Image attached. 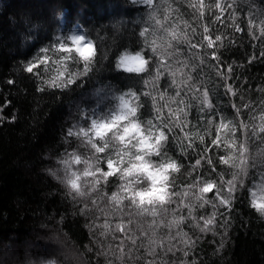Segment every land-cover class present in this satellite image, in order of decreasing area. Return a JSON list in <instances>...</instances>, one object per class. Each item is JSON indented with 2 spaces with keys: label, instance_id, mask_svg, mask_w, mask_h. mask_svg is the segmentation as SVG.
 Instances as JSON below:
<instances>
[{
  "label": "snow or ice",
  "instance_id": "6c2138e0",
  "mask_svg": "<svg viewBox=\"0 0 264 264\" xmlns=\"http://www.w3.org/2000/svg\"><path fill=\"white\" fill-rule=\"evenodd\" d=\"M152 3L153 24L147 33H140L144 46L155 53L152 64L143 50L122 53L117 60L118 68L135 73L142 83L134 91L121 93L116 109L100 118L93 116L86 131L80 132L89 155L72 152L62 161L68 173L63 182L77 196L83 195L84 187L99 193L102 184L111 183L110 178L119 180L115 191L91 203L103 217V223L94 227L100 229L101 236L118 241L114 249L121 264H167L161 254L177 251L187 256L196 240L183 226L191 222L201 233L212 231L220 214L216 210L231 208L237 190L246 187L250 169L259 166L258 187L264 192V99L259 108L243 102L240 90L230 83L236 71L235 61L220 70L222 50L235 46L240 39L235 34L245 30L237 16L238 0ZM180 5L189 10L187 18ZM247 32L264 47V19L257 22L255 14L248 15ZM90 47L80 35L54 45L53 51L66 55L57 60L60 63L56 75L44 83L55 88L74 85V74L67 70L69 53L75 52L87 62L93 54ZM49 51L41 49L45 55L29 62L25 71L33 73L40 65L48 64ZM260 55L264 57V50ZM84 67L86 71L87 64ZM213 74L220 83L212 80ZM221 87L224 95L230 97L225 102L232 110L228 115L219 108ZM260 91L264 93V88ZM235 97L240 98L239 102L231 99ZM193 107L204 113L202 130L192 129L188 120ZM243 109H247V114ZM145 114H151V118L141 119ZM245 115L248 118L241 119ZM177 130L178 134L170 135ZM171 140L176 141L181 155L191 157L189 150L199 149L191 157L189 176L203 168L210 172V177L201 173L191 182L178 185L173 174L181 173L185 165L168 154ZM220 148L225 149V155H210ZM72 164L83 168L72 170ZM217 165L230 170V178L226 179L223 171L218 172ZM143 181L147 182L146 187ZM208 193H213L214 199H209ZM251 195V206L264 215V197L258 202L256 193ZM99 201L109 207L101 206ZM205 205L214 209L211 215L196 216V209ZM117 212L119 216L115 215Z\"/></svg>",
  "mask_w": 264,
  "mask_h": 264
},
{
  "label": "trees",
  "instance_id": "16d2710c",
  "mask_svg": "<svg viewBox=\"0 0 264 264\" xmlns=\"http://www.w3.org/2000/svg\"><path fill=\"white\" fill-rule=\"evenodd\" d=\"M258 5H264V0H258ZM33 6L34 0H0V240L9 245L8 248L0 247V256L5 255L12 245H18L21 249L31 246V249L42 251L46 241L52 247L63 249L73 264L80 254H83L88 264H107L108 261L120 264L114 256L97 255L98 252L106 251L110 245L115 248L118 243L111 236H101L100 229L94 227L103 223V217L91 203L98 198L93 195L86 208L84 203L79 202V197L73 200L69 188L53 175H64L65 165L62 161L69 153L90 154L89 150L79 147L76 137L68 136V129L72 127L73 121L68 119L71 108L65 102L67 97L64 92L59 88L50 89L54 95L49 99L45 94L47 102H42L41 94L36 91L38 77L54 74L57 68L54 62L66 55L52 50L61 41L48 43L50 51L47 55L50 62L34 70L36 76L26 73L27 76H32L31 80H22L17 75L21 62L26 63L35 55H45L38 52L37 45L29 43L36 27L30 15ZM237 6V16L245 30L235 34L240 38L235 46L222 50L220 70L224 71L226 65L235 61L233 67L236 71L230 77V83L240 90L244 103L259 108L264 99V93L260 91L264 88V57L260 55L264 47L259 40L248 35L247 5L238 0ZM71 7L73 10L80 9L85 17H89V23L94 22V31H99L103 36L106 32L113 31L111 28H102L110 11L136 6L131 5L129 0H73ZM180 8L187 18L189 10L184 5H180ZM227 32L231 33V29H227ZM256 35L259 36V31ZM138 39L139 37L125 38L123 43L131 50L144 47L150 56V49L137 44ZM66 43L70 45L71 42ZM118 51L119 48L115 49L110 57L113 61ZM67 64L70 70H75L76 65L71 60ZM112 79L115 80L116 77ZM212 80L220 83L214 74ZM8 81L13 83L9 84ZM82 82L78 80L71 87L76 89ZM219 93V108H223L224 114L228 115L232 110L225 102L230 97L224 95L222 87L219 88ZM231 99L239 102L240 98ZM52 100L56 102L53 103ZM91 111L89 109V113ZM243 111L247 114V109ZM147 118H151V114L141 117ZM247 118V115L241 117ZM188 120L192 129H203L204 113L197 112L195 107L189 110ZM84 124L87 126L90 120H85ZM175 134H178V130L170 135ZM207 142L210 143V139ZM198 151L199 149H190L191 157H195ZM168 154L185 165L181 173L173 174L178 185L191 182L201 173L210 177V172L203 168L189 176L188 166L193 162L192 158L188 154L181 155L175 140L169 142ZM225 154L223 148L210 153L214 157ZM71 168L81 170L83 165L72 164ZM217 168L218 172H224L226 179L230 178V170L225 166L217 165ZM259 171V166L250 169V175L245 179L246 187L237 190L230 209L216 210L220 214L216 217L212 231L201 233L191 222L183 226L184 231L196 240L195 247L188 250L187 256L182 251H177L174 254H161L163 260L167 264H264V215L251 206V192L256 193L258 202L264 197V192L258 187ZM110 179V184L100 186L101 195L111 194L116 190L119 180ZM142 185L146 187L147 182L143 181ZM207 197L214 199L213 193H208ZM99 203L103 206V201ZM213 211L211 205H205L204 208H197L195 215L207 217ZM159 259L160 257L157 258L158 262Z\"/></svg>",
  "mask_w": 264,
  "mask_h": 264
},
{
  "label": "clouds",
  "instance_id": "9594fccd",
  "mask_svg": "<svg viewBox=\"0 0 264 264\" xmlns=\"http://www.w3.org/2000/svg\"><path fill=\"white\" fill-rule=\"evenodd\" d=\"M129 2L136 7L120 8L119 11L112 10L109 12L108 20L102 25V28H111L113 31L111 33L106 32L103 36L100 35L99 31H94V22L89 23L90 18L85 17L80 9L73 10L71 7L73 0H34V6L30 9V15L35 21L36 27L29 43L37 45L38 52H41V49H47L49 42H63L73 35L83 36L84 42L91 46L90 50L93 54L87 62L75 52L69 53L70 60L76 65L75 70H70L67 64V70L74 74V85L78 80L83 82L77 85L76 89L71 86L59 88L64 92L67 97L65 102L71 108L68 119L73 121V125L68 129V135L74 133L72 136L79 141L80 148L88 150V145L83 142L79 135L82 130L86 131L87 126H85L84 121H91L93 116L100 118L112 112L113 109L117 108V97L121 93L134 91L142 83L141 78L135 73L123 72L118 68L117 60L122 53L134 54L133 50L123 43L125 38L139 37L136 43L143 44L144 38L140 36V33H147L151 28L155 7L152 0H129ZM241 2L247 5L248 15L255 14L258 20L264 19V5H258V0H254V2L253 0H241ZM141 8L142 10H140ZM109 40H111V44H109ZM117 48L119 51L116 52V59L113 61L110 57ZM139 50L145 51V48L141 47L137 51ZM154 54L151 52L149 56L150 64H152L151 57ZM37 57L38 55H35L26 63L21 62L17 69L19 78L31 80L32 76H36V73L27 76L26 73L29 72L25 71V68L29 62H33ZM54 63L59 64L60 62L55 61ZM85 64H87L86 71ZM55 75L56 70L54 74L38 77L39 83L36 85V91L41 94L42 102H47L45 101V94L49 99L54 95L49 90L55 87H48L44 81L52 79ZM112 77H116V79L114 80ZM52 102L55 103L56 101L52 100ZM89 109L92 110L91 113H89ZM53 175L61 183H64L68 173L64 169L63 176L57 173H53ZM82 190L83 195L81 196L72 192L69 194L73 200L79 197V202L84 203L85 207L89 206L88 201L92 200L93 195L98 200L101 196L100 193H93L86 187ZM92 207L94 206L92 205ZM103 207L109 206L105 203ZM115 215L119 216L120 213L117 212ZM0 247L8 248V242L0 240ZM97 255L106 257L110 255L118 259V254L111 245L106 251L98 252ZM0 264H73V261L63 249L52 247L45 241L43 251L29 248L21 249L18 245H12L5 255L0 256ZM75 264H88V261L83 258V254H80L75 258ZM107 264H112V261H108Z\"/></svg>",
  "mask_w": 264,
  "mask_h": 264
},
{
  "label": "rangeland",
  "instance_id": "374dc122",
  "mask_svg": "<svg viewBox=\"0 0 264 264\" xmlns=\"http://www.w3.org/2000/svg\"><path fill=\"white\" fill-rule=\"evenodd\" d=\"M29 246H30V244L28 243V244H27V247H29ZM29 249H31V246L29 247ZM42 251H43V248H42Z\"/></svg>",
  "mask_w": 264,
  "mask_h": 264
}]
</instances>
